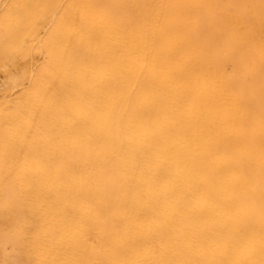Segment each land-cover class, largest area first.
<instances>
[{"label":"bare ground","instance_id":"1","mask_svg":"<svg viewBox=\"0 0 264 264\" xmlns=\"http://www.w3.org/2000/svg\"><path fill=\"white\" fill-rule=\"evenodd\" d=\"M0 57L36 264H264V0H0Z\"/></svg>","mask_w":264,"mask_h":264},{"label":"rangeland","instance_id":"2","mask_svg":"<svg viewBox=\"0 0 264 264\" xmlns=\"http://www.w3.org/2000/svg\"><path fill=\"white\" fill-rule=\"evenodd\" d=\"M2 2H4L5 0H1ZM2 57H0V73H2L3 72V69H4V66L2 65V62H3V59H1ZM2 61V62H1ZM19 74H20V71H19ZM0 89H2L1 87H0ZM3 90V89H2ZM0 90V104H4V105H6V106H2V105H0V106H2V107H0V112L1 111H3L5 108H8V107H10V106H12V105H14L15 104V100L17 99V98H19V101L17 100L16 102H17V105H16V107L15 108H17V107H19L20 108V111H17V112H20V114L19 113H17V112H13V110L12 111H9V109H8V111L10 112V114L9 113H7V111L5 112V110L3 111V112H1L0 113V115H2V113H4L5 112V117H1L0 116V126H2V127H0V132H2V133H0V163L1 164H4V171H6L7 169H10V167L12 168V169H10L11 171L12 170H19L17 167H18V164L20 163V161H22V157H21V148H22V139H20L21 138V133H22V126H21V121L19 122V123H17L16 125H11V123H10V120H8V119H10L11 117H20V119H21V117H22V102H21V99L23 100V96H21V94L22 93H20V91L18 90L14 95H12V96H9V93H7V95H6V97L3 95V93L6 91V90ZM19 93V94H18ZM16 94H18V95H16ZM3 95V96H2ZM9 96V97H8ZM2 97V98H1ZM13 97V99H14V97H16L15 98V100L13 101L14 102V104H11V103H13L12 102V99L11 98ZM7 98V99H6ZM21 98V99H20ZM10 99H11V101H10ZM8 101H9V103H8ZM4 102V103H3ZM6 103V104H5ZM9 104H11V105H9ZM9 105V106H8ZM3 107H5V108H3ZM18 108V109H19ZM2 109V110H1ZM13 112V113H12ZM7 115V116H6ZM8 115H9V118L7 119L6 117H8ZM14 115V116H13ZM21 115V116H20ZM3 119V120H2ZM4 120H6L5 121V123H4ZM9 121V122H8ZM5 124V126H3L2 124ZM11 125V126H9V125ZM14 126V127H13ZM18 126H20V128H18ZM7 127H9V128H7ZM11 127V128H10ZM8 129H11L10 131L8 130ZM17 130H21V131H17ZM5 131V132H4ZM17 132H18V135H17ZM8 136V137H6V136ZM14 136V137H13ZM19 136V137H18ZM18 138V140L16 141V144H15V140ZM7 139V141H6V139ZM12 140L11 142H9V140ZM11 143V144H10ZM16 145H14V144ZM8 144V145H7ZM7 145V146H6ZM4 146V147H3ZM9 146H11V147H9ZM13 146H15V147H13ZM4 148V149H3ZM7 148H9V150L7 149ZM17 149V151H15ZM3 151V152H2ZM8 151H10V152H8ZM13 151V152H12ZM20 151V152H19ZM2 152V153H1ZM7 152V153H6ZM15 152H17L18 153V155H17V153H15ZM14 153V154H13ZM4 154V155H3ZM13 154V155H12ZM11 155V156H10ZM14 156H15V158H14ZM4 157H5V159H4ZM1 160H2V162H1ZM7 161V163L8 164H11V165H7V163H3V162H6ZM19 161V162H18ZM15 162V163H14ZM8 167V168H7ZM14 167V168H13ZM11 175H13V174H11ZM10 174H9V176H7V178L9 179V180H12L13 179V177L14 176H11ZM5 200V198L4 197H0V201H1V203H0V250H2L3 252H4V255H5V257L8 259V262H9V264H36V262H35V260L33 259V257L28 253V250H27V248H26V246L23 244V242H24V237H23V235L20 233V231L18 230L19 229V227H18V225H15L16 227H14V228H11L10 227V225H9V222H8V220H9V215L6 213V207H5V205H3V202H4V200ZM2 206V207H1ZM12 206H13V209H14V211L15 212H19V210H20V208H21V201H20V199L19 198H17L13 203H12ZM19 217L20 216H18V214H17V217H16V219H19ZM11 244V245H10ZM17 248H16V247ZM14 250V251H13ZM18 251V252H17ZM17 254H16V253ZM18 256V258L16 257V259H14L15 258V256L16 255ZM10 256V257H9ZM13 256V257H12ZM11 257H12V259H11ZM10 258V259H9Z\"/></svg>","mask_w":264,"mask_h":264}]
</instances>
